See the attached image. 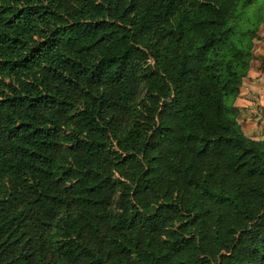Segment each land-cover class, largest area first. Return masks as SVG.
Instances as JSON below:
<instances>
[{"label": "trees", "instance_id": "16d2710c", "mask_svg": "<svg viewBox=\"0 0 264 264\" xmlns=\"http://www.w3.org/2000/svg\"><path fill=\"white\" fill-rule=\"evenodd\" d=\"M256 2L0 0V264H264Z\"/></svg>", "mask_w": 264, "mask_h": 264}, {"label": "crops", "instance_id": "0c3cea01", "mask_svg": "<svg viewBox=\"0 0 264 264\" xmlns=\"http://www.w3.org/2000/svg\"><path fill=\"white\" fill-rule=\"evenodd\" d=\"M263 39L256 40L253 45L249 68L242 77L233 100V105L237 108L236 120L242 132L251 138L260 139H264V124L258 119L256 103L260 94L264 93V48L258 45L260 42L264 44Z\"/></svg>", "mask_w": 264, "mask_h": 264}, {"label": "rangeland", "instance_id": "374dc122", "mask_svg": "<svg viewBox=\"0 0 264 264\" xmlns=\"http://www.w3.org/2000/svg\"><path fill=\"white\" fill-rule=\"evenodd\" d=\"M256 5H258L259 9L263 10L264 0H257ZM257 31H258V36L253 39V45L256 44L255 42L256 40H260L261 38H264V19L261 22H259ZM258 45L260 48H264L263 47L264 44H262V42H260ZM260 95L261 96L258 97L257 99L256 107L258 109L256 111H258V115H259L258 119L259 120L261 119L263 121L262 123L264 124V93Z\"/></svg>", "mask_w": 264, "mask_h": 264}]
</instances>
